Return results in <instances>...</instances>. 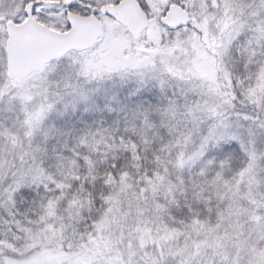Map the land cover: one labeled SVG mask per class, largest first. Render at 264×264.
Segmentation results:
<instances>
[{"label":"snow or ice","instance_id":"obj_1","mask_svg":"<svg viewBox=\"0 0 264 264\" xmlns=\"http://www.w3.org/2000/svg\"><path fill=\"white\" fill-rule=\"evenodd\" d=\"M0 264H264V0H0Z\"/></svg>","mask_w":264,"mask_h":264}]
</instances>
